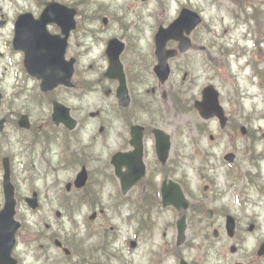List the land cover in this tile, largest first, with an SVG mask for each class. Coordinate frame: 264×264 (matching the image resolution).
I'll list each match as a JSON object with an SVG mask.
<instances>
[{
  "label": "flooded vegetation",
  "instance_id": "flooded-vegetation-1",
  "mask_svg": "<svg viewBox=\"0 0 264 264\" xmlns=\"http://www.w3.org/2000/svg\"><path fill=\"white\" fill-rule=\"evenodd\" d=\"M117 1V0H115ZM132 2H137L139 0H131ZM142 1V9L140 10L138 7L134 5H130L128 3H116L115 13L116 20H126L132 16L137 19H144L145 15H149L148 9L145 10L144 4L149 2L150 0H141ZM79 6V3H76ZM123 5H126L124 7ZM77 8V6H76ZM78 14H79V9ZM104 21V19H103ZM130 21L119 25V31L121 33L122 38H126L129 32H133L134 29L129 24ZM109 20H107V24ZM110 37H108V40ZM173 47H176L177 42L173 41ZM200 50L203 52H207V56L209 55L208 48L205 46H200ZM195 60H197V56H194ZM196 92L193 96L194 101L198 98H194ZM226 104L228 105L229 114L232 113V109L230 106V102L226 100ZM101 110H98L99 116ZM114 119V118H113ZM123 120H127L126 116H122ZM77 123L80 121L77 120ZM246 123V121H245ZM248 127V132L251 133L257 129L262 130V127L257 125L246 124ZM131 125H128V129H124L122 126H117V128L113 127L112 137L116 141V149H114V154L126 153L132 150L131 146ZM154 127V126H153ZM80 124L76 125V133L79 132ZM237 128H240L239 125L227 124L224 128V132H228L232 130L233 133L236 132ZM66 129V136H69L71 130ZM104 129V128H103ZM102 129V130H103ZM151 128H147L144 126L143 131V139H144V161L146 164V173L144 177L138 181L132 188L129 190L127 195L122 192L120 189L121 196H128L129 199V212L127 215L121 217V222L119 226H115L110 224L108 230V215L105 214L104 211L106 209L101 208L100 203L92 204L94 213L96 215V219L101 217L104 221L97 222L93 220L90 224L84 226V230H81V238H82V249L84 250L85 259L91 263L85 264H102L103 254H107L109 258L120 255V258L125 256V264H154L152 260V255H155L157 251L161 253L162 256H168L169 258H173L176 261V258L183 253L181 248H183L188 241L191 244V247H186V251H189L192 256H195V259L191 262L194 264L196 260H199L197 264H213V258L211 254L213 252V243L204 238L206 237V232H203L202 228H208L211 226L207 215L209 214V208H207L208 198H200L199 194L195 193L194 190H187L186 195L190 200V205L188 209L185 211L186 219L188 222V226L199 227V235L191 233L192 236L186 238V242L183 245H178L176 232H169L170 237L168 235V231H160L153 233L152 228L155 224V221L152 219L150 214L149 205L155 199H158L161 196L162 186L166 180H174L172 178H177L174 181L180 183L182 186L184 184V180L182 179V175H179V167L176 164H171L167 169L163 170L161 163H159L156 150L154 147H149V139L152 137V134L148 132ZM149 138V139H148ZM236 153L235 159L236 160ZM224 158V157H223ZM131 171V176L135 175L136 169L131 164L129 167L127 164H123L122 167L119 168L120 173L127 174L128 171ZM178 176V177H177ZM117 177V176H116ZM118 181V179H117ZM209 184L205 187L208 192L214 193L216 190V184L212 179H209ZM119 183V182H118ZM117 191H119L117 189ZM218 193L215 192L213 196H210V199L216 198ZM117 195H113L115 198ZM152 197V198H151ZM112 198V199H113ZM172 208V207H169ZM96 209L99 210V214H97ZM176 211L178 217L183 215L182 211ZM214 211H218L219 208L214 207ZM213 215H214V211ZM222 210V209H220ZM120 212V210H117ZM121 213V212H120ZM218 215V214H217ZM113 219V216L110 217V220ZM226 219V216H225ZM127 227V229H125ZM91 230L95 231V233L90 232ZM84 231V233H83ZM109 233L117 234L109 246L107 242L104 240L103 235L108 236ZM123 242V244L127 245L125 248L122 244V249L119 248V243ZM199 249H201V255L198 254ZM123 253V254H122ZM119 258V259H120ZM180 258V262H181ZM216 264H220L218 260H216ZM112 264V263H110ZM161 264H166V259L162 260ZM189 264V263H188Z\"/></svg>",
  "mask_w": 264,
  "mask_h": 264
},
{
  "label": "rangeland",
  "instance_id": "rangeland-1",
  "mask_svg": "<svg viewBox=\"0 0 264 264\" xmlns=\"http://www.w3.org/2000/svg\"><path fill=\"white\" fill-rule=\"evenodd\" d=\"M39 1L40 0H20V2L24 5L22 6H19V7H16L15 6H12L8 0H0V6H3L4 7V10L6 12V15L9 17V20H12V18L18 13L19 11V8H32L34 10H36V8H39ZM102 1V0H101ZM106 2V5H110L112 4V0H105ZM227 6L229 5L228 2L225 3ZM211 12L214 14V13H218V14H226L225 10L221 11L216 5H214L212 8H211ZM7 17V18H8ZM210 19H212L210 17ZM226 19L229 20V19H232L229 15H226ZM155 21L154 19H150V24L149 26H145V40H144V48H146V50L148 49V43L146 41H148L149 39V36H151V33H152V30H153V25H155ZM94 25H100V20H94ZM217 25V24H216ZM10 27V28H9ZM79 29L81 31V36L79 32H76L74 34V38L77 39V36L79 37V40H85L86 38H84L82 35L84 34V29H85V22L83 20H80L79 19ZM159 27V26H158ZM157 27V29H158ZM205 28V27H204ZM115 31L117 33H119V27H118V24L115 26ZM113 28H110L109 30H107L105 32V34L107 35L109 32H112L114 30ZM1 30V35H0V49H2L1 51H4L5 49H7V47L3 44L4 43V40L5 39H9L10 35H11V26L8 25V27H6L5 29L3 28H0ZM224 31H222L223 33ZM198 36H201L204 40H207V41H212V40H217L218 41H223V42H229V38L230 36L228 35L227 36H224L223 34H221V36L219 38H217L216 36H214L213 34H206L204 32V30H201L199 32V35ZM200 38V37H199ZM151 41V39H150ZM249 44H251L249 42ZM74 45V52L75 53V43H73ZM263 48H264V40H263V44H262ZM145 50V49H144ZM98 52V51H96ZM15 59L18 60L20 59V54H15L14 55ZM125 57H127V62L130 64V68H129V75L130 77H132V73H131V63L132 61L134 60H140V59H144L146 61V63H144L143 65V69L144 71L147 73V77L145 76H140L142 78V80L146 79V83L145 84H139L137 87L139 88L138 89V92L139 93H142V92H146L147 89H151L153 86H156L158 87V82H157V79L154 77L153 75V72H152V67H153V64H154V59L151 57V61H148L147 60V57H146V54L145 53H141L139 51H137V53H134L131 48L128 50V53L125 54ZM103 59H104V56L102 55V59L100 60V62H102L103 64ZM232 59L234 60L233 63H232V68H233V71L235 73L238 74L239 78L238 79H235L233 78L232 75L229 76V78H226L224 74H221L220 77H218L216 79V84L220 87V89L222 90V96H226L228 99L229 98H234V100H240V98L242 96H245V93H246V88L248 86H250L249 84V81L250 79L248 80L247 78V72L249 70H246V71H243L239 68V63L237 61H235V57H232ZM242 63V61L240 62ZM6 65V61H5V58L4 59H1L0 58V87L4 88L5 90H7L8 92V97H7V100H8V105H9V108L11 107V105H16L19 104V105H25L29 108H33L34 104L33 102L31 101V96L28 95V96H23L21 99H19L17 101V99H13V91L15 90V85L13 86V71L12 69L9 70L7 76H5V66ZM98 71L97 70V67L94 68V69H91L90 71L88 70H85V69H80V78H85V79H91L93 77H97L96 75L98 74ZM200 75H201V80H200V83L206 81L207 79V74L205 72V70L203 69H200ZM5 77V79H4ZM259 79L256 77L254 79L253 82H256L258 81ZM170 83V82H169ZM167 85V84H166ZM131 88L133 90V84L131 82ZM251 92H255L258 96L257 99L253 100L251 98H246V100H244V104L248 109H253L254 108V101H257V109L258 110H264V103L262 101V96L263 94L260 93L259 89L257 87H254V86H251L250 87V90ZM58 95L60 94L61 96H63V93L62 92H59L57 93ZM98 93H87L86 96H85V103H86V112H89L91 110H95L96 109V104L98 103V100H99V97H98ZM160 95H161V92L157 95L158 98H160ZM132 97H134V95H132ZM136 99L134 100V104L131 106V109H133L134 113H139L141 110H140V106H141V102L138 101V97H135ZM161 103L162 105V108L164 110V115H163V119H164V122L163 119L160 121L161 125H164L165 123V128L169 131H172V132H175L176 133V141H184L185 144H190L191 141L189 139H187V136H191L192 138L193 137H196L198 135V132L196 130H192V132H184L185 129V125H188L190 123H195V124H200L199 123V119L197 118L195 112L192 110V111H185V112H182V108L179 106L177 108L174 109L173 106L169 105L168 102H167V105L162 102V101H158ZM107 106H108V110H109V115L110 117L112 118L113 115H114V112H113V106H115L116 104L113 102V100H108L106 99L105 102H104ZM241 105V104H240ZM238 103V107H241ZM243 107V106H242ZM5 108H3L1 110V112H5ZM121 111H126L125 109L123 110V108L121 109ZM0 112V113H1ZM167 112H170L172 113L175 117H176V123L175 125H172V122L173 120H171V122H167L165 121V118H166V114ZM146 115H149V114H146ZM186 118L187 120V123L186 122H181L179 123V121L183 118ZM143 118H145L143 116ZM89 123H91L89 120L86 121V124L87 126L89 125ZM258 123H263L264 124V117L261 115V117L258 119ZM210 125H213V123H209ZM12 131V129H11ZM13 134V133H12ZM97 134V133H96ZM91 133L89 134L88 136V139L87 141H90L92 138H91ZM100 138H99V134H97V138L94 139V142L95 141H99ZM198 140L201 141V144L203 146V148L205 150H207L208 146H209V142H208V136L207 134H199L198 135ZM240 141L239 140V144H240ZM189 142V143H188ZM224 144V142H222V145ZM198 146V145H196ZM17 150L19 149V146L16 148ZM188 154L185 155V159L183 160L184 162V165H183V170L187 171L188 173V177L189 179H193L194 178V173L190 170L189 168V165L191 163H195L197 164L198 163V158L197 159H192L191 158V155L193 154V151L188 148ZM217 151V150H216ZM263 168H264V165H263ZM223 168H221L220 171H222ZM264 172V170H263ZM25 176L22 174V178H24ZM26 183V182H25ZM204 185H205V182H203L202 184H199L198 182V179H194L193 181V184H192V189L200 194V193H204ZM28 185L27 184H23V188L24 189H27ZM222 188H226L225 185L223 184L222 185ZM26 191H23V193H25ZM252 197L253 198H258V195L252 191ZM231 200V199H230ZM242 202H244L243 198L241 199ZM224 203H225V206L227 207H231L232 210L238 214L242 219L244 218H247L248 216H250V214L252 213V208L251 207H245L247 205L243 204L242 206H238L236 205L233 200H232V203L231 201H229L228 199H225L224 200ZM155 207L156 204H153L152 207ZM211 206V205H209ZM161 212V211H160ZM166 216H169V212H166L165 213ZM29 221L31 222H36V220H33L31 217L29 218ZM222 221H220V223H217L215 225V227L217 228H220L221 224H222ZM66 225L64 224V227L65 228ZM55 228H56V232H62L63 231V228L61 226H59L58 224L55 225ZM60 228V231L58 230ZM26 234H27V245H22V249L23 251L25 252L26 248H30L32 250H34V253H32L31 255H29V257L27 258V260H25L24 264H33L35 261V256H38L39 257V260L40 262L37 263V264H58V262L56 261V259H47L45 256L47 254H52V251H47L45 253H42L40 251H35V249H33L30 245H31V239L32 237L30 236L29 232L27 231V229H25L24 231ZM246 231H244L245 233ZM53 233V232H52ZM210 236H212V229L210 230ZM240 239H245L246 242V248L248 250V252L246 253L245 257H246V260L247 261H250L251 260V254L250 252L253 251L254 249V239H253V235L249 234V233H246L245 235L243 233H240ZM212 242L213 244L216 246V248H220V249H223L227 240L225 238H222L220 240H213L212 239ZM245 252H242L241 253V256L244 255ZM231 262H233V257L230 256L229 258ZM47 261V262H46ZM220 264H225V261L223 259H220L219 260ZM194 264H197V262H195ZM213 264H216V261L215 259L213 258Z\"/></svg>",
  "mask_w": 264,
  "mask_h": 264
},
{
  "label": "water",
  "instance_id": "water-1",
  "mask_svg": "<svg viewBox=\"0 0 264 264\" xmlns=\"http://www.w3.org/2000/svg\"><path fill=\"white\" fill-rule=\"evenodd\" d=\"M173 202H180L181 201V195L178 193L174 199L172 200Z\"/></svg>",
  "mask_w": 264,
  "mask_h": 264
}]
</instances>
